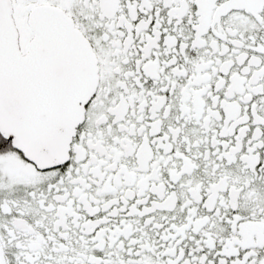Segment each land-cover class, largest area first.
Segmentation results:
<instances>
[{"label": "snow or ice", "instance_id": "6c2138e0", "mask_svg": "<svg viewBox=\"0 0 264 264\" xmlns=\"http://www.w3.org/2000/svg\"><path fill=\"white\" fill-rule=\"evenodd\" d=\"M0 264H264V0H0Z\"/></svg>", "mask_w": 264, "mask_h": 264}]
</instances>
